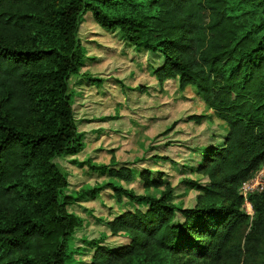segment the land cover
Listing matches in <instances>:
<instances>
[{"label":"trees","instance_id":"1","mask_svg":"<svg viewBox=\"0 0 264 264\" xmlns=\"http://www.w3.org/2000/svg\"><path fill=\"white\" fill-rule=\"evenodd\" d=\"M85 12L159 54L157 80L192 87L227 128L223 144L207 149L198 167L210 178L199 187L202 208L176 207L169 190L156 198L111 185L118 201L148 208L108 222L111 234H127L130 244H97L88 264H156L159 254L182 252L201 256L200 264H260L264 191L250 197L257 218L244 245L232 237L248 216L238 188L264 161V0H0V264H67L71 257L81 220L67 212V181L53 160L81 148L69 79L81 67ZM108 173L133 179L126 167ZM141 178L145 187L162 185L148 172Z\"/></svg>","mask_w":264,"mask_h":264},{"label":"rangeland","instance_id":"2","mask_svg":"<svg viewBox=\"0 0 264 264\" xmlns=\"http://www.w3.org/2000/svg\"><path fill=\"white\" fill-rule=\"evenodd\" d=\"M78 38L82 62L69 79V95L81 148L53 160L67 181V212L81 220L69 241L67 264H88L97 244L112 249L130 244L127 234L112 235L108 222L148 206L124 197L118 201L111 185L156 198L169 190L168 201L176 207L202 208L206 200L199 187L209 185L210 178L198 167L206 150L220 147L227 132L192 87L182 91L177 78L157 80L154 71L163 64L159 54L130 44L118 29L102 28L91 12L80 18ZM193 115L204 117L196 122ZM120 167L132 171L131 181L109 175L108 169ZM144 172L162 185L145 187ZM256 218L253 211L239 225L233 244L244 245ZM201 260L191 252L162 253L154 259L156 264ZM257 261L264 264V252Z\"/></svg>","mask_w":264,"mask_h":264},{"label":"built area","instance_id":"3","mask_svg":"<svg viewBox=\"0 0 264 264\" xmlns=\"http://www.w3.org/2000/svg\"><path fill=\"white\" fill-rule=\"evenodd\" d=\"M264 191V161L253 175L243 182L238 188V193L242 198L243 212L250 215L253 212L250 197Z\"/></svg>","mask_w":264,"mask_h":264}]
</instances>
